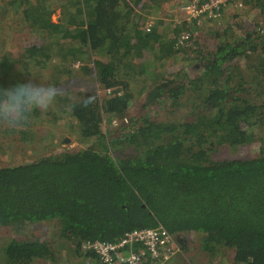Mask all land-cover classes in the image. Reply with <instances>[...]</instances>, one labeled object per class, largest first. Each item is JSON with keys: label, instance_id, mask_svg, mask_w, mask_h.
<instances>
[{"label": "trees", "instance_id": "trees-1", "mask_svg": "<svg viewBox=\"0 0 264 264\" xmlns=\"http://www.w3.org/2000/svg\"><path fill=\"white\" fill-rule=\"evenodd\" d=\"M169 1L0 0V27L13 15L23 35L33 37L17 51L0 48V88L27 82L56 59L60 75L51 90L62 108L52 117L54 106L50 116L55 125L69 116L73 124L66 128L76 129L78 140L77 147L35 150V159L0 168V227L20 234L2 246L0 264L56 262L45 241L26 236L25 228L39 223L59 225L78 259L71 264H98L82 253L84 242L115 243L132 230L158 226L172 236L198 237L209 257L264 264V149L255 157H228L247 152L264 130V0H244L258 11V22L240 24L239 37L230 26L206 34L203 43L201 35L178 42L189 26L171 29L162 19L146 31L144 15H156ZM142 59L137 73L152 88L142 80L134 94L123 72ZM73 62L106 94L99 97L93 86L76 94L64 78L73 76ZM145 90L144 109L156 113L137 117L131 112ZM181 109L192 117L158 116ZM114 121L123 123L102 131ZM31 133H18L20 141L29 145L37 139Z\"/></svg>", "mask_w": 264, "mask_h": 264}, {"label": "rangeland", "instance_id": "rangeland-1", "mask_svg": "<svg viewBox=\"0 0 264 264\" xmlns=\"http://www.w3.org/2000/svg\"><path fill=\"white\" fill-rule=\"evenodd\" d=\"M60 2L61 0H48V3L53 5H58ZM245 7L246 9L241 11L240 13L241 15L238 16V18L233 17L234 13H227L224 15L223 19H221L220 24L206 23L203 26H201L199 28L198 33L194 35H196V37L201 35L202 39H200V42L203 43L206 40L205 39L206 34H210L215 30L219 32H223L225 29L232 26L233 29L232 27H230L231 28L230 30L233 31L232 35H234L235 37H239L240 35L238 33L239 32L238 26L240 24L248 26L252 22L253 23L258 22V20H256L258 11L252 8L250 9L247 5ZM55 8L56 7H53L52 9ZM173 9L174 7L172 6V2L169 1V3L164 6V9L162 10L159 9V13H157L156 15H144V16H147L148 18L150 17L152 19L167 18L171 14ZM52 19L54 20V22H58L60 20V11L58 8H56L55 12L52 14ZM6 20L7 22L3 23L2 28L0 27V48L7 50L16 47V51H17L19 46H23L25 44L28 45V43L32 41L31 39H33V37L30 38L29 35H23V30L20 26V20L15 18L13 15L10 17H6ZM261 23L264 24V22ZM215 46L216 44L212 45L211 49H214ZM207 49L210 50V47H207ZM19 52L20 51H18V53ZM144 60L146 63L152 62L151 59H149V57L148 58L146 57V59ZM144 60L142 59L135 61L136 66L139 67L132 68L131 70L128 68L126 71L123 72V73H128L127 78L130 83V87L134 88V92H133L134 94L139 92V88L140 86H142L141 84L142 80L144 85L147 86L146 87L147 89L152 88L151 86L152 82H150L144 75H139L137 73L139 71L141 64H144L142 63ZM176 62H180V59H178ZM56 64H58V61L56 59H53L51 66L49 63H47L46 67L41 69L40 74H36L27 82L47 84L50 86L51 89H53L52 80L57 79V77L60 75V73L57 74V72H55V70L53 69V65ZM70 67L73 70L72 71L74 73L73 76L69 77L65 75L64 78L68 80L69 85L73 84L72 87H74L75 89L74 92L76 94L83 93L84 91L87 90V88H90V86H93L94 88L97 89V93L99 94L98 95L99 97L100 95L102 96L106 94L103 90H101L98 87L97 84L94 83L92 78L81 72L80 62H73ZM33 68H37V66L35 64L30 63V69ZM32 73L35 74L36 70L33 69ZM74 75H77L81 78H75ZM145 92L146 90L143 92V94L140 97L137 98V100H135L136 101L134 105L135 109L131 112L134 115L137 114V117H141V115L143 114L154 116L156 113L155 109H151L149 106L148 108L144 109V106L146 104L144 98ZM54 106H56V110H54V114H52V117L54 115H57L58 108H62L60 102L57 104L55 102L48 108L35 107L31 110L29 114L30 121L26 122V125H22L17 128H10L3 122H0V146H1L0 168L10 165H17L24 161H27L28 159L30 160L35 159V157L38 156V154L34 153L35 150L37 151L44 150L43 154H49V153L58 152L60 151V149H70L78 146L77 136L73 134V132H75L76 129L75 131H73V129L66 128L67 126L73 124L72 119H70L69 116L67 117L64 115L62 120H59L56 125L52 123V119L50 115H51V109H53ZM35 113H38V118L36 117V115H34ZM158 116H160L159 118H162L163 116H167L165 119L166 121L168 120L173 121L176 118L180 122L188 120L190 116L192 117L190 112H188V110L186 109H181V111L177 110L173 115V117L168 111H159ZM122 123L123 121L122 122L114 121L109 127L105 126V128H103L102 131L107 132L108 128L114 130L118 128ZM23 131L24 132L31 131L32 132L31 134L36 135L37 139H33L29 143V145H26V143L20 141V135L18 134ZM52 134L54 137L57 136V139L53 140L51 137ZM256 136L257 138H259L258 139L259 141L254 143L247 152L242 151V154H239L238 152L237 153L232 152V154L231 155L229 154L228 157L231 158L234 155L241 156L243 158L257 156L259 150L264 149V130H262L260 134L259 132H257ZM57 143L58 145H56ZM53 144L55 145L54 147ZM53 148L55 149V152H53ZM58 227L59 225L54 223H39V224L30 225L27 226V228H25L26 236L27 237L34 236L45 241L49 245V247L55 251L56 262L54 264H71L73 261L78 259L75 258V255L72 254L71 252L72 246L69 244V242L61 238L60 229H58ZM16 235L20 237V234L15 230L10 228L5 229L0 227V254H1L2 246L7 243L9 238ZM199 240L200 239L198 237H193L191 235L176 236V246L178 252L168 260L167 264H231L228 258L224 257L222 254L213 258V257H209L206 253L201 252V250L199 249ZM83 264H90V262L87 261L84 262Z\"/></svg>", "mask_w": 264, "mask_h": 264}, {"label": "built area", "instance_id": "built-area-1", "mask_svg": "<svg viewBox=\"0 0 264 264\" xmlns=\"http://www.w3.org/2000/svg\"><path fill=\"white\" fill-rule=\"evenodd\" d=\"M176 6L172 18H150L146 31H150L154 21L162 19L171 29L183 28L178 42L188 40L198 33L206 23L220 24L227 13L245 10L244 0H172ZM84 254L94 255L98 264H167L177 252L176 236L163 227L132 230L115 243L87 241L81 246Z\"/></svg>", "mask_w": 264, "mask_h": 264}, {"label": "clouds", "instance_id": "clouds-1", "mask_svg": "<svg viewBox=\"0 0 264 264\" xmlns=\"http://www.w3.org/2000/svg\"><path fill=\"white\" fill-rule=\"evenodd\" d=\"M56 100L47 84L17 82L0 88V122L10 128L24 125L35 107L48 108Z\"/></svg>", "mask_w": 264, "mask_h": 264}]
</instances>
